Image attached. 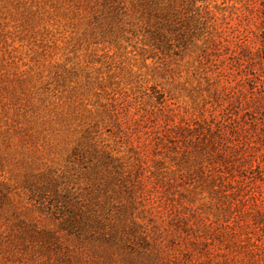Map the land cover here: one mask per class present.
Instances as JSON below:
<instances>
[{
  "label": "rangeland",
  "instance_id": "rangeland-1",
  "mask_svg": "<svg viewBox=\"0 0 264 264\" xmlns=\"http://www.w3.org/2000/svg\"><path fill=\"white\" fill-rule=\"evenodd\" d=\"M0 264H264V0H0Z\"/></svg>",
  "mask_w": 264,
  "mask_h": 264
}]
</instances>
